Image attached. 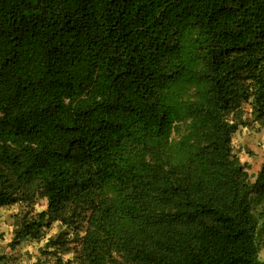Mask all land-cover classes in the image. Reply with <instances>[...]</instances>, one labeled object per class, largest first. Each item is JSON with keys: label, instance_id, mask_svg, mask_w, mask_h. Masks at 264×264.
Segmentation results:
<instances>
[{"label": "trees", "instance_id": "trees-1", "mask_svg": "<svg viewBox=\"0 0 264 264\" xmlns=\"http://www.w3.org/2000/svg\"><path fill=\"white\" fill-rule=\"evenodd\" d=\"M242 115L264 0H0V208L42 206L13 242L56 223L53 264H264Z\"/></svg>", "mask_w": 264, "mask_h": 264}, {"label": "rangeland", "instance_id": "rangeland-1", "mask_svg": "<svg viewBox=\"0 0 264 264\" xmlns=\"http://www.w3.org/2000/svg\"><path fill=\"white\" fill-rule=\"evenodd\" d=\"M243 118L244 115L237 120L236 130L231 138V149L252 181L264 160V125L242 122ZM41 208L39 205L31 210L21 203L0 208V264H53L54 257L42 252V249L46 240L60 231L56 223L45 229L39 239L26 238L17 244L13 242V233L20 218L24 214L33 215ZM255 211L264 214V203L256 205ZM263 218L264 215L261 216V221ZM258 240L261 245L259 258L264 261V230L260 231Z\"/></svg>", "mask_w": 264, "mask_h": 264}]
</instances>
